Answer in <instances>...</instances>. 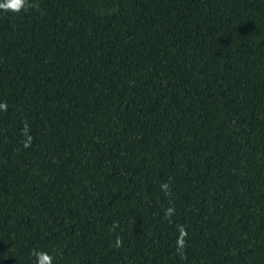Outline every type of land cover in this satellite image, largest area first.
<instances>
[{"label": "trees", "instance_id": "1", "mask_svg": "<svg viewBox=\"0 0 264 264\" xmlns=\"http://www.w3.org/2000/svg\"><path fill=\"white\" fill-rule=\"evenodd\" d=\"M31 3L0 9V264H264V0Z\"/></svg>", "mask_w": 264, "mask_h": 264}, {"label": "clouds", "instance_id": "2", "mask_svg": "<svg viewBox=\"0 0 264 264\" xmlns=\"http://www.w3.org/2000/svg\"><path fill=\"white\" fill-rule=\"evenodd\" d=\"M31 0H4L0 3V9L19 13L22 10L32 7ZM31 256L34 257V264H53V256L45 251L33 250Z\"/></svg>", "mask_w": 264, "mask_h": 264}]
</instances>
